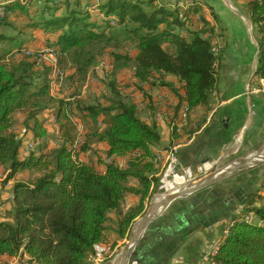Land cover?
I'll list each match as a JSON object with an SVG mask.
<instances>
[{
	"label": "trees",
	"instance_id": "obj_1",
	"mask_svg": "<svg viewBox=\"0 0 264 264\" xmlns=\"http://www.w3.org/2000/svg\"><path fill=\"white\" fill-rule=\"evenodd\" d=\"M1 1L8 2V15L0 18V167L9 170L6 183L24 171L31 177L11 187L12 209L0 219V264L22 250L37 264H91L95 248L108 245L111 216H118L120 237H127L162 182L155 150L162 142L154 119L157 105L145 85L171 93L175 101L161 108L171 112L175 138L188 136L194 130H188V121L180 127L183 110L187 107L189 120L196 108L209 109L223 52L217 55L215 29L204 17L200 28L195 25L198 6L184 10L169 0ZM202 1L224 36L219 14ZM234 1H241L260 36L258 74L264 76V0ZM37 30L58 53L68 99L51 95L49 65L25 55L6 61L15 50L35 49ZM112 43L131 44L135 54H115L114 78L94 90L90 71L108 60L99 58ZM117 73L126 87H118ZM132 95L146 100L137 103ZM44 115L60 124L57 146L52 147L57 134ZM27 143L34 150L28 152ZM102 144L111 162L101 156ZM261 189L232 219L219 249L212 251L213 264H264V206H256L263 200ZM128 195L139 200L123 213Z\"/></svg>",
	"mask_w": 264,
	"mask_h": 264
},
{
	"label": "crops",
	"instance_id": "obj_2",
	"mask_svg": "<svg viewBox=\"0 0 264 264\" xmlns=\"http://www.w3.org/2000/svg\"><path fill=\"white\" fill-rule=\"evenodd\" d=\"M169 1L173 6L184 10L200 7L201 12L193 16L197 21L195 25L200 28L198 22L204 17L215 29V44L218 46L216 50H219V53L223 52L221 60L216 64L217 86L212 92L210 107L209 109L196 108L190 112L187 126L190 132L193 130L194 132L188 136L175 138L171 112L169 109L161 108L164 103L172 104L175 101L171 93L145 85L146 93L152 97L155 106H158H156L154 119L160 128L162 142L155 149L157 157L164 158L169 150L176 149L179 170L182 172L190 168L195 175V180L198 177L200 180L220 165L224 166L232 162L229 160L231 157L234 156V159H237L248 156L264 145V76L258 74L260 36L255 32L256 28L252 19L242 9L241 1L208 0L226 27L224 36H221L220 25L211 9L202 0ZM5 2L0 0V3ZM191 29L193 30V27ZM45 38L43 32L35 31L33 39L36 40V48L32 50L49 48L44 42ZM16 52L20 51L15 50L11 55L17 58L22 56L18 53L16 55ZM112 68L108 62L101 69L98 68L96 79H99L98 74H104L102 69L108 73L112 72ZM167 79L177 82V78L173 76H168ZM144 113V116L148 115H146L147 111ZM45 117L47 124L51 125V133L59 134L60 124L56 117ZM53 117L54 120H52ZM72 121L79 125V121L75 119ZM79 130L81 131L80 127ZM177 133H181V130ZM58 134L52 141V147L62 141L61 135ZM106 149L107 146L102 144L100 153L108 163L112 158L107 157ZM158 164L160 169L158 176L161 181L164 176L166 179L167 175L174 172L170 165L167 171H164L167 162L159 161ZM202 171L208 172L200 176ZM8 174L9 170L0 167V178L6 180ZM20 176L21 173L0 185L1 220H5V212L11 210L13 206L12 200L6 202L9 195L5 198L4 194L6 192L12 194L11 187L21 178ZM263 184L264 163H261L242 169L225 181L174 200L158 217L149 222L138 243L132 248L128 264H213V257L205 261L203 257L211 246L213 251L215 246L221 245L223 235L232 224V219L242 210L241 198L235 195L236 191L243 188L250 196L253 191L261 189ZM157 193L159 188L151 199ZM260 194L263 200L256 203L257 207L264 206V189L260 190ZM151 199L146 202V212L150 207ZM138 200V197L128 195L123 205V213L137 204ZM111 217L112 221L106 232L108 245L95 248L94 254H100V250L107 247L98 258V264H113L131 233L130 231L127 237L121 238L117 232L118 216L113 214ZM141 218H137L135 222ZM256 220L258 221V218ZM110 246L115 253L114 256ZM108 257L110 258L107 260ZM2 262L4 264H37L31 262L24 250L19 256L4 258Z\"/></svg>",
	"mask_w": 264,
	"mask_h": 264
},
{
	"label": "water",
	"instance_id": "obj_3",
	"mask_svg": "<svg viewBox=\"0 0 264 264\" xmlns=\"http://www.w3.org/2000/svg\"><path fill=\"white\" fill-rule=\"evenodd\" d=\"M261 163H264V145L248 156L239 157L224 166L220 165L215 171L206 175L204 178L189 186L182 187L178 191L171 193H158L151 199L150 207L145 215L134 223L127 243L124 245L120 253L117 254L113 264L129 263L132 248L138 243L149 222L158 217L174 200L195 193L213 184L225 181L238 173L240 170L248 167H254ZM235 195L241 198L240 203L242 205L247 202L249 197V194L246 193L243 188H239Z\"/></svg>",
	"mask_w": 264,
	"mask_h": 264
},
{
	"label": "rangeland",
	"instance_id": "obj_4",
	"mask_svg": "<svg viewBox=\"0 0 264 264\" xmlns=\"http://www.w3.org/2000/svg\"><path fill=\"white\" fill-rule=\"evenodd\" d=\"M7 4H8V2H5V3H0V9H2L1 11H0V18L1 17H6L7 15H8V11H7ZM6 13V14H5ZM115 45V43H112L111 45H109V46H107V48H104L103 49V55L99 58V59H102V58H108V60H100V61H98V62H100L98 65H96V66H94L92 69H91V71H90V75H89V77H90V81H91V87H93V85L95 86V87H93L94 88V90H96L98 87H101V86H103L102 84H103V82H109V83H111V80L114 78L113 77V73L112 72H108V73H104V76H102V78H100L99 77V79H96V77H95V75H96V69L97 68H102L103 66H104V64H106L107 62L109 63V64H111V63H113V61H114V55L115 54H120V55H134L135 54V49L133 48V45H131V44H128V43H125V44H121V46L120 47H115L114 46ZM26 50L27 49H25V50H23L22 52H16V55H17V53L18 54H21L22 55V57L25 55V56H27V54L25 53L26 52ZM31 56V55H30ZM31 57H33V56H31ZM38 57V58H37ZM11 58H15V59H18V58H20V57H14L13 55H11L10 57H8V59L7 60H9L10 61V59ZM35 58V60L36 61H40L39 62V64L38 65H44V64H46V65H49L51 68H53L54 66L52 65V64H48L47 62H44V61H42L41 59H40V56H35L34 57ZM6 60V61H7ZM57 60H58V55H57ZM42 62V63H41ZM57 64H58V66H59V63H58V61H57ZM112 66H113V64H112ZM54 69V72L52 71V74H51V78H52V82H51V88H50V93H51V95L52 96H54V97H58V98H69V93L70 92H64V89H65V84H66V82H65V75H63V71L61 70V69H59V68H53ZM130 76H131V73H133V69L132 70H130ZM64 74H65V72H64ZM116 76H117V79L118 80H120V81H118L117 82V84H118V87H126V84H124V82L123 81H121L122 79H123V74H121V73H117L116 74ZM62 79H63V81H62ZM86 88V86L84 87V89ZM121 92V91H120ZM122 92H123V95L124 96H127L128 95V93H126V91H125V89L124 90H122ZM131 95V94H130ZM133 96V95H132ZM133 97H135V96H133ZM132 97V98H133ZM135 99L137 100V103H143V99H145V97H141V96H137V97H135ZM146 100V99H145ZM18 117H21V116H18ZM188 118V117H187ZM52 120H54V117L52 118ZM187 123V122H186ZM186 123H183V120H181V127L183 126V125H185ZM20 132V131H19ZM23 133H24V130H23V132H21L20 133V135H21V137H23L24 135H23ZM28 144V143H27ZM29 145L30 146H28V149H27V151L29 152V151H31V150H34V148H35V145L33 144V143H29ZM169 152H167V154L165 155V157L163 158V157H161V156H158L157 157V161L159 162V161H163V162H167V164L165 165V172L167 171V169H168V167H169V163H168V156H169V154H168ZM235 157L233 156V157H231L229 160L230 161H234L235 159H234ZM234 159V160H233ZM208 172V171H207ZM205 174H207V173H203V172H201L200 173V176L201 175H205ZM168 177H170V175H167ZM199 176V175H198ZM21 178L23 177L24 179H28V178H30L31 177V175H29V173L28 172H26V171H24V172H22L21 173V176H20ZM199 178V177H198ZM198 178L195 180V175H194V177L193 178H191L190 180L189 179H187V180H189V182H186L185 184H184V187H186V186H189V185H191V184H193L194 182H197L198 181ZM1 179H3V178H0V185H2L3 183H4V181H5V179H3V180H1ZM164 180H167V179H164ZM4 194V193H3ZM158 194V193H157ZM9 195V198L6 200V202H10L9 200H12V198H13V196H12V194H10V193H5L4 194V197L5 198H7V196ZM102 247H105V246H102ZM92 264H95V263H93V262H91Z\"/></svg>",
	"mask_w": 264,
	"mask_h": 264
},
{
	"label": "built area",
	"instance_id": "obj_5",
	"mask_svg": "<svg viewBox=\"0 0 264 264\" xmlns=\"http://www.w3.org/2000/svg\"><path fill=\"white\" fill-rule=\"evenodd\" d=\"M2 9H0L1 11ZM2 19H0L1 21ZM25 53H28L30 55H37L40 56V59L44 62H53L54 63V48H46L44 50H38L34 51L32 49H27ZM219 54V50L217 51ZM57 68H61L60 66H56ZM63 81V79H62ZM188 117V111L186 109L183 110L181 120H187ZM181 127V123H180ZM28 146H30L28 144ZM168 152H172V159L171 162H174V172L170 175V177L167 178V180H162L160 182L158 188H159V193H171L178 191L182 187H184V184L186 182H189L191 178L194 177L193 171H191L190 168L184 169L182 172L179 170L178 166V158H177V152L176 149L169 150ZM203 173H207V171H202ZM189 179V180H187ZM216 245V243L214 244ZM107 247L103 250H100V254H93L91 257L90 262L97 263L98 264V258H100V255L105 252ZM215 255H212V246L204 255L203 260H207L209 257H214Z\"/></svg>",
	"mask_w": 264,
	"mask_h": 264
},
{
	"label": "bare ground",
	"instance_id": "obj_6",
	"mask_svg": "<svg viewBox=\"0 0 264 264\" xmlns=\"http://www.w3.org/2000/svg\"><path fill=\"white\" fill-rule=\"evenodd\" d=\"M6 14V13H5ZM27 54V56H30V54H28V53H26ZM54 55H55V57H54V63L53 62H47L48 64H52L54 67L53 68H57L56 66H58V64H57V55H58V53H57V51L54 49ZM31 56H33V57H35L36 55H31ZM38 58V57H37ZM39 62L40 61H37V64H39ZM42 63V62H41ZM50 67V66H49ZM184 109H186L187 111H188V109H187V107H185ZM188 120H183V123H186ZM171 159H172V152H169V156H168V163H169V165H170V167H171V169H172V171H174V162H171ZM219 247H220V245H217V246H215L214 247V249H213V251H217L218 249H219Z\"/></svg>",
	"mask_w": 264,
	"mask_h": 264
}]
</instances>
